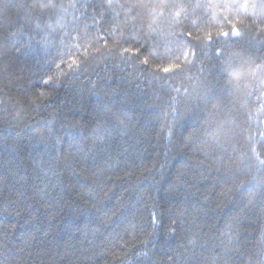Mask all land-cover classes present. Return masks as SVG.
Here are the masks:
<instances>
[{"label":"trees","instance_id":"trees-1","mask_svg":"<svg viewBox=\"0 0 264 264\" xmlns=\"http://www.w3.org/2000/svg\"><path fill=\"white\" fill-rule=\"evenodd\" d=\"M0 264H264V0H0Z\"/></svg>","mask_w":264,"mask_h":264},{"label":"snow or ice","instance_id":"snow-or-ice-1","mask_svg":"<svg viewBox=\"0 0 264 264\" xmlns=\"http://www.w3.org/2000/svg\"><path fill=\"white\" fill-rule=\"evenodd\" d=\"M237 34H238V33H237ZM223 35H224V36H227L228 33H227V32H224ZM209 39H210V37H209ZM145 63H147V61H145ZM178 67H179V65H172V66H170V67H166V68H164V71H165V72H169V71L172 70V68H178Z\"/></svg>","mask_w":264,"mask_h":264}]
</instances>
